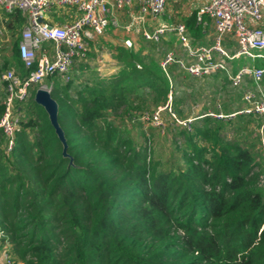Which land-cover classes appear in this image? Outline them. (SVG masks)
<instances>
[{
  "label": "trees",
  "instance_id": "16d2710c",
  "mask_svg": "<svg viewBox=\"0 0 264 264\" xmlns=\"http://www.w3.org/2000/svg\"><path fill=\"white\" fill-rule=\"evenodd\" d=\"M197 12L183 19L196 39L207 30ZM24 25L20 12L9 15L12 62L0 66V78L9 69L30 72L18 50ZM115 59L122 66L110 77L54 80L67 156L35 90L25 107L17 103L26 109L11 151L0 129V251L9 241L22 264H264L261 118L202 113L187 127L176 124L182 143L157 159L125 123L167 106L170 95L184 117L179 66L164 70L123 48Z\"/></svg>",
  "mask_w": 264,
  "mask_h": 264
},
{
  "label": "built area",
  "instance_id": "2783aa9c",
  "mask_svg": "<svg viewBox=\"0 0 264 264\" xmlns=\"http://www.w3.org/2000/svg\"><path fill=\"white\" fill-rule=\"evenodd\" d=\"M168 1L0 0L1 35L7 36L6 22L11 13L18 11L25 18L18 50L25 69L30 70L27 76L22 77L9 69L0 78L5 89L0 129L7 140L6 150L11 151L14 147L15 132L25 114L17 103L26 102L32 96V91L46 80L50 81L49 88L44 87L48 92H51L56 79L63 83L70 82L75 69L88 61L92 43L103 37L108 28L121 27L118 14L124 11L129 13L131 22L125 29L131 32L134 26H139L146 19L158 20L166 11ZM205 17L212 21L215 29V43L209 47L193 46L183 23L174 26L162 24L153 31L142 32L145 40L154 43L160 42L166 34H174L191 59V62L185 63L170 52L161 67L165 70L172 64H178L185 73L195 78L224 72L233 87H239L246 77L252 78L258 85L264 78V68L244 66L233 74L227 60L264 58L261 54L264 50V0H207L197 12V22L203 23ZM226 36L235 39L238 46L235 54H229L222 46ZM124 44L128 48L133 46L131 39L125 40ZM243 100L246 106L239 111L224 115L210 110L207 115L217 119H234L240 115L264 118V96L258 97L253 91H248ZM170 102L139 119L161 128L164 125L161 112L168 109L172 113ZM172 115L175 117V114ZM191 121L179 123L187 127ZM1 257L0 264H6L7 254L3 253Z\"/></svg>",
  "mask_w": 264,
  "mask_h": 264
},
{
  "label": "rangeland",
  "instance_id": "374dc122",
  "mask_svg": "<svg viewBox=\"0 0 264 264\" xmlns=\"http://www.w3.org/2000/svg\"><path fill=\"white\" fill-rule=\"evenodd\" d=\"M203 1L204 0H169L166 11L156 22L167 26H174L175 24L183 23V19L185 17H189L193 12L199 11V9L204 3ZM118 18L121 22V27L118 28V31H116L114 34H108L106 36L107 38L103 37L99 39L96 42L95 46L91 47L89 59L82 65L84 66V68L82 69L85 70L84 73L83 71L81 73V70L79 68V72L75 74L77 77H79V79L76 80L77 84H81L86 79L95 80L98 77H106V72L108 71L107 68L109 66H118L116 61H113V47H110L109 43L118 42L119 40H121L122 42L124 38L125 40L128 39L127 36L131 37L132 35H134L136 40L135 44L143 47H148V52L149 50H153V52H155L153 54H157L159 56L160 63L164 61V56L168 51H170V49H173V51L175 50V56L179 60H184L183 47L179 44V42L177 41V37L174 34H166L157 48L156 46L151 45L149 42L145 41L144 36L142 34L144 30L153 31V29H155L156 27V24L153 27L149 28L146 24L147 21H144L139 26H134L131 32H127L125 26H127L131 22L129 13L124 11L120 13V15H118ZM150 21L152 22V25L155 22H153V20L151 19ZM0 31L2 30L0 29ZM6 31L7 36H3L0 33V66L3 65L6 60H10V62H12V48L14 42V35L8 30L7 27ZM188 37L192 42L191 35H188ZM171 40L172 42L174 41L173 47L169 45L171 43ZM174 75L178 80L177 90L181 94H183L186 100L179 107V109L183 112V118H180L177 113H174V111H172L173 114H175V117H173V115H171L167 109L161 112V119L164 124L161 126V128H154L155 126L153 127L149 122H147V120L141 121L140 119H138V121H135L134 123H125L126 127L131 131V133L137 136V140L140 139V143H142L150 151L154 152V156L157 159L163 158L164 160H167L171 155V152L175 150L176 144L180 145V142L182 143L181 138L177 134L179 130L176 127V124L180 125L179 122H186L188 120L193 121L196 117L203 113V109L205 108L211 109V111L214 113L222 110L224 105L237 108L240 105L239 103L242 100L241 97L244 92L243 90L237 91L236 87H233L231 85V82L226 77H222L221 75H212L209 77L199 78L198 80H196L195 78L189 79L186 74L184 75L183 71L180 69L176 70ZM54 83L55 81L53 82V86ZM48 84H50V82L48 83L46 81L43 83L42 86H37L34 90L44 87L49 88ZM62 84L64 85L63 82ZM1 87L3 86H0V101L5 98V89L3 87L2 92ZM23 105L25 107L24 103ZM156 110L157 109L154 108L145 110L141 117L143 115L149 114L148 112H154ZM261 121L263 123L261 122L262 125L260 126L259 131L261 134H263L264 119L261 118ZM255 124L254 126L256 127L257 123ZM180 126L184 127L183 125ZM251 130H253L252 127L250 131ZM142 131L146 132L148 140L141 136ZM232 134V127H229L227 136L230 138ZM259 186L264 187V180H262V178ZM3 237L4 233L0 231V238ZM3 244L5 246L0 251V259L2 258V254L6 253V264H22L17 262L16 256L12 253L10 242L5 240Z\"/></svg>",
  "mask_w": 264,
  "mask_h": 264
},
{
  "label": "crops",
  "instance_id": "0c3cea01",
  "mask_svg": "<svg viewBox=\"0 0 264 264\" xmlns=\"http://www.w3.org/2000/svg\"><path fill=\"white\" fill-rule=\"evenodd\" d=\"M206 1L207 0H204L203 2L206 3ZM118 15H120V14H118ZM205 18H207L208 21L207 22H203V25L207 27V30H204L203 31L204 32L203 35L201 37H198L197 39L191 36V40H192L191 43H192V45H196L195 47H205V46H208L209 47V46H212L215 43V40H214V31H215V29H214L213 23H212V21L208 17H205ZM146 21H147L146 24H147V26L149 28L153 27L155 24H156L155 29L158 28L160 25H162V24H159L158 22H156L157 20H155V22L153 21L154 22L153 25L151 24L152 22L150 21V19H147ZM155 29H153V30H155ZM116 31H118L117 28L110 27V28H108L107 33L103 37L107 38L106 36L108 34H110V33H113L114 34ZM187 31H188V29H187ZM188 35H190L189 32H188ZM103 37H101V38H103ZM101 38H99V39H101ZM127 38L128 39H131L132 40V43H133V46L130 47V48L126 47L125 44H124L125 38L122 40V42H121V40H119L118 42H113L114 44L113 43H109L110 47H113V51H112L113 52V61H116L115 57L118 54V48H123L125 50H134L136 52L139 51V52H141V56L145 59L146 62H149L151 60H155L161 66V63L159 61V56L157 54H153V53H155V52H153V50H149V52H148V47H143V46H139V45L135 44L136 40H135V36L134 35H132L131 37L130 36H127ZM19 39H20V35H19V38H17V42H19ZM163 39H164V37L161 39L160 42L154 43V42L147 41L144 38L145 41L149 42L151 45L156 46L157 48H158V45L162 42ZM177 41L179 42L178 39H177ZM96 42L92 43L91 47L92 46H95ZM179 44H180V42H179ZM169 45H171V47H173L174 41L172 42V40H171V43ZM222 46L229 52V54H235L237 52V50H238L237 43H236L235 39L232 36H226L223 39ZM170 52L173 53V54H175L174 53L175 50L173 51V49H170V51H168L165 54V56L168 53H170ZM261 54L264 55V52L261 51ZM162 56H164V55H162ZM165 56H164V58H165ZM183 56H184L183 58L185 60L184 61V60L181 59L183 62H185V63L191 62V59L188 57L187 52H185V50H184ZM216 59H219V56H216ZM116 63L118 64V66H113V67L109 66L107 68L108 71L106 72V74H107L106 77H110L111 75L116 74L121 69V66L122 65L120 63H118L117 61H116ZM227 64H228V66L230 68L231 73L235 74L241 68H243L244 66H255L257 68H264V58H257V59H254L253 60V59L241 57V58H236V59H232V60H227ZM137 66H139V65H137ZM170 66H179V65L178 64H172ZM179 69L182 70L180 67H179ZM77 72H79V68H76L74 73L76 74ZM185 74L188 75L187 73H185ZM214 75H218V76L221 75L222 77H226L228 79L227 75L224 72H218L217 74H214ZM193 78H195V77H193ZM195 79L198 80L199 78H195ZM1 85L2 84L0 82V86ZM1 88H2L1 91L3 92V87H1ZM236 90L237 91L238 90H243L244 91V92L242 91L243 94H242V97H241L242 100L239 103L240 105L237 108H233L231 106L224 105L223 108H222V110H220L219 112L226 113V111H227V113H230L231 114V113H234L236 111H239V110L243 109L246 106V103L243 100V96L248 91H253L258 97L264 96V78L257 85L252 78L246 77L244 79V82L239 87H236ZM203 110H204L203 113H205V112H209L211 109L205 108ZM219 112H216V113H219ZM262 119H264V118H262Z\"/></svg>",
  "mask_w": 264,
  "mask_h": 264
},
{
  "label": "water",
  "instance_id": "95a60500",
  "mask_svg": "<svg viewBox=\"0 0 264 264\" xmlns=\"http://www.w3.org/2000/svg\"><path fill=\"white\" fill-rule=\"evenodd\" d=\"M34 102L44 109L46 114L48 115L49 121L51 126L53 127L56 136L60 140L61 144L63 145V155L67 156L66 149H67V143L66 139L64 137L63 130L59 126L58 123V104L57 102L52 98L50 92H48L44 88H39L36 90L34 94Z\"/></svg>",
  "mask_w": 264,
  "mask_h": 264
}]
</instances>
